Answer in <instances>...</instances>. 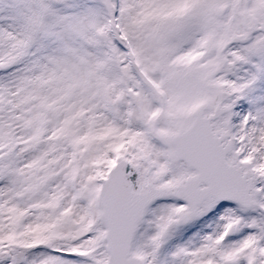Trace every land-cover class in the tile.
<instances>
[{
	"label": "snow or ice",
	"instance_id": "6c2138e0",
	"mask_svg": "<svg viewBox=\"0 0 264 264\" xmlns=\"http://www.w3.org/2000/svg\"><path fill=\"white\" fill-rule=\"evenodd\" d=\"M0 264H264V0H0Z\"/></svg>",
	"mask_w": 264,
	"mask_h": 264
}]
</instances>
